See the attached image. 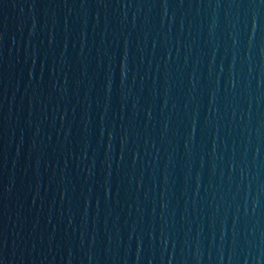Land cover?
I'll use <instances>...</instances> for the list:
<instances>
[{"label":"water","instance_id":"1","mask_svg":"<svg viewBox=\"0 0 264 264\" xmlns=\"http://www.w3.org/2000/svg\"><path fill=\"white\" fill-rule=\"evenodd\" d=\"M0 264H264V0H0Z\"/></svg>","mask_w":264,"mask_h":264}]
</instances>
